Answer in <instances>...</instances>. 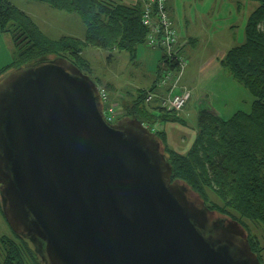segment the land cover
Here are the masks:
<instances>
[{"label": "water", "instance_id": "obj_1", "mask_svg": "<svg viewBox=\"0 0 264 264\" xmlns=\"http://www.w3.org/2000/svg\"><path fill=\"white\" fill-rule=\"evenodd\" d=\"M138 118L57 57L0 77V199L44 264H260L242 225L183 180Z\"/></svg>", "mask_w": 264, "mask_h": 264}, {"label": "trees", "instance_id": "obj_2", "mask_svg": "<svg viewBox=\"0 0 264 264\" xmlns=\"http://www.w3.org/2000/svg\"><path fill=\"white\" fill-rule=\"evenodd\" d=\"M35 1L54 10L78 15L85 27L83 38L67 35L53 40L24 10L18 9L10 0H0V34H8L14 48L10 64L0 69V77L17 67L57 57L70 60L82 71H90L88 62L82 57L83 48L89 45L127 50L133 58L136 46L143 42L147 44L149 27L142 18L148 0L131 3L125 0ZM255 1L257 6L247 18L243 43L230 47L220 60L227 74L253 97L250 109L237 110L228 117L218 116L208 108L201 109L188 153L168 151L165 144L164 153L172 166L171 178L183 180L221 219L238 221L260 261L259 252L264 249V0ZM150 7L156 9V4ZM154 47L161 50V58L155 70V83L150 87L122 92L114 91L107 84L109 93L102 88L105 113L111 120L136 117L151 130L157 123L163 126V120H168L169 114L174 116L172 119L180 120L176 119L175 112L162 106L174 80L165 78L166 70L176 74L178 63L169 60L162 46ZM92 80L101 86L98 79ZM118 94L122 98L115 112L109 96L114 98ZM163 131V127L154 129L162 143ZM0 211L3 215L1 199ZM12 233L13 237L0 236V264H44L39 247L31 245L25 235L13 230Z\"/></svg>", "mask_w": 264, "mask_h": 264}, {"label": "rangeland", "instance_id": "obj_3", "mask_svg": "<svg viewBox=\"0 0 264 264\" xmlns=\"http://www.w3.org/2000/svg\"><path fill=\"white\" fill-rule=\"evenodd\" d=\"M135 1L137 0H125L127 3ZM10 2L29 14L38 27L53 40H57L60 35L83 38L85 27L78 15L54 10L45 3L35 0ZM165 2L169 24L178 37V43L175 44L177 56H182V63H185L181 68L179 60L169 59L178 63L176 69L179 67L173 85L174 88L180 86L182 78V83L189 89L185 105L189 102L190 106L189 111L183 109L184 105L178 112L176 119H180L179 121L172 119L174 117L172 114H169L168 120H163V143L168 151L186 154L197 131V116L200 109L211 107L219 115L228 117L237 110L248 111L251 107L253 97L243 85L227 74L220 60L230 47L243 43L247 18L257 6V2L255 0H165ZM153 32L155 31L150 29V34ZM0 38L5 48L11 52L12 59L14 48L9 35L3 33ZM190 39L192 42H189ZM136 47L135 56L130 58L127 50L117 51L114 48L108 50L89 45L83 48L82 57L88 62L87 67L90 71H84L90 78L98 79L101 85L99 87L107 92L109 87H106V83H112L114 91L122 92L127 91V88L150 87L155 79L161 50L145 42ZM166 71V74L169 72L171 76L175 72L168 69ZM109 99L113 111L117 112L118 103L121 101L113 100L119 97L109 96ZM1 235L14 236L0 211ZM259 257L260 264H264V249L260 250Z\"/></svg>", "mask_w": 264, "mask_h": 264}, {"label": "built area", "instance_id": "obj_4", "mask_svg": "<svg viewBox=\"0 0 264 264\" xmlns=\"http://www.w3.org/2000/svg\"><path fill=\"white\" fill-rule=\"evenodd\" d=\"M147 3V7L143 13L142 18L143 23L149 27V32L146 34L147 44L153 47L156 45L162 46L164 51H166L168 58L173 59V57L177 56L178 52L175 48V44L178 43V37L176 31L171 28V24H169V19L167 17V14L165 13V0H148ZM153 3L156 4V9H154V7H150L153 5ZM150 13L152 14V17L150 16ZM150 29L152 31L154 30L155 32H153V34H150ZM170 54L172 56H170ZM177 57V60L180 61L179 66L183 68L185 63H182V56ZM176 75H178L177 72L172 76L168 72L165 78L167 80H171L174 78L175 80ZM174 80L170 83V91L167 92V95L164 96L162 106L166 110H172L176 114H178V112L182 110V107L188 100L189 91L182 90L181 92H175L174 90L176 88H174L173 85ZM101 95L102 98H104L103 91L101 92ZM108 119L111 120L110 117H108ZM156 128H161V125L157 123V125L154 126L153 130Z\"/></svg>", "mask_w": 264, "mask_h": 264}, {"label": "crops", "instance_id": "obj_5", "mask_svg": "<svg viewBox=\"0 0 264 264\" xmlns=\"http://www.w3.org/2000/svg\"><path fill=\"white\" fill-rule=\"evenodd\" d=\"M1 35V34H0ZM60 36H63V35H60ZM59 36V37H60ZM70 36V35H69ZM72 36H74V35H72ZM58 37V38H59ZM180 37V36H179ZM4 42H5V40H4ZM189 42H192V40L190 39L189 40ZM6 45H8V42H6ZM10 60H11V52H9L8 50H7V48H5V46H4V44H3V42L1 41V38H0V69L2 68V67H4L5 65H7V64H9L10 63ZM182 77V76H181ZM103 82V81H102ZM154 82V81H153ZM152 82V83H153ZM107 84H110L111 86H112V83H106V85ZM180 86H178L174 91L175 92H177L178 90H189L188 88L186 89V87H185V85L182 83V78H181V80H180V84H179ZM138 88V87H137ZM139 88H142V87H139ZM144 88V87H143ZM136 89V87H134V88H127V90L128 91H126V90H124V91H126V92H130V91H134ZM117 97H119L120 99H119V101L121 100V98L122 97H120L119 95H117ZM190 98V97H189ZM118 101V99L117 100H115V102H117ZM189 103V102H188ZM186 104L185 105V108H183V109H187V111H189V106H190V103L189 104ZM188 105V106H187ZM187 107V108H186ZM198 107H200V106H198ZM206 108H208L209 109V111L210 112H213V113H215L216 115H218V116H221V115H219L218 113H216L214 110H213V108H209V107H206ZM199 109V108H198ZM201 110V109H200ZM200 110H199V112H200ZM199 114V113H198Z\"/></svg>", "mask_w": 264, "mask_h": 264}]
</instances>
